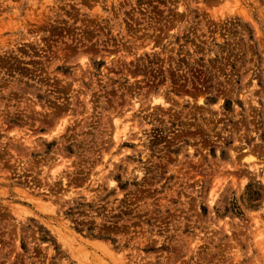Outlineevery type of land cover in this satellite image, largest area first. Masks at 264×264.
Here are the masks:
<instances>
[{
  "label": "rangeland",
  "instance_id": "374dc122",
  "mask_svg": "<svg viewBox=\"0 0 264 264\" xmlns=\"http://www.w3.org/2000/svg\"><path fill=\"white\" fill-rule=\"evenodd\" d=\"M0 264H264V0H0Z\"/></svg>",
  "mask_w": 264,
  "mask_h": 264
},
{
  "label": "bare ground",
  "instance_id": "6f19581e",
  "mask_svg": "<svg viewBox=\"0 0 264 264\" xmlns=\"http://www.w3.org/2000/svg\"><path fill=\"white\" fill-rule=\"evenodd\" d=\"M158 101H160L158 98H156V97H153L152 98V102L151 103H156V102H158ZM117 120V119H116ZM116 120H114V134H113V139L115 140V141H117L118 142V139H119V136H121L120 134H121V132H123V130H125L124 128L127 126H125V125H123V129L121 128L122 126H121V122H120V125H119V123H118V120L116 121ZM128 122V121H127ZM125 124H126V122H125ZM120 128L122 129V130H120ZM127 130V129H126ZM124 134L126 133V132H123ZM125 136V135H124ZM214 196H215V190H211L210 191V196H209V199H210V201H214Z\"/></svg>",
  "mask_w": 264,
  "mask_h": 264
}]
</instances>
